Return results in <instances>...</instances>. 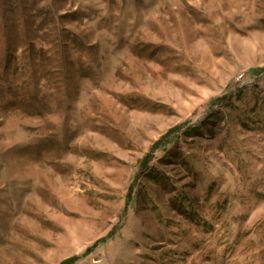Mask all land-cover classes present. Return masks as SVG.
Wrapping results in <instances>:
<instances>
[{
	"label": "rangeland",
	"instance_id": "1",
	"mask_svg": "<svg viewBox=\"0 0 264 264\" xmlns=\"http://www.w3.org/2000/svg\"><path fill=\"white\" fill-rule=\"evenodd\" d=\"M75 257L264 264V0H0V264Z\"/></svg>",
	"mask_w": 264,
	"mask_h": 264
},
{
	"label": "trees",
	"instance_id": "2",
	"mask_svg": "<svg viewBox=\"0 0 264 264\" xmlns=\"http://www.w3.org/2000/svg\"><path fill=\"white\" fill-rule=\"evenodd\" d=\"M223 99H218L216 102L217 103H221ZM179 130L176 129V131H173V132H170L168 133L167 135H165L159 142H157L155 144V146L152 148V153L158 151V150H161V149H166L167 146H169L172 142L170 141L171 138L173 137V135L175 134V132H177ZM151 153V155H152ZM150 155V156H151ZM147 157L145 162H144V166H143V169L144 170H147L148 169V164H149V161L151 160V158ZM104 240L100 241V242H97L93 247H91L90 249H88V251L86 252V255L90 254L95 248L96 246H98L100 243L104 242ZM79 260L78 257H75V258H71L65 262H63L62 264H75L77 261Z\"/></svg>",
	"mask_w": 264,
	"mask_h": 264
}]
</instances>
